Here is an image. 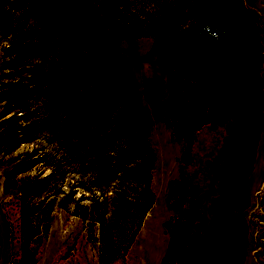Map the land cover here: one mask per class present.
<instances>
[{
    "label": "rangeland",
    "instance_id": "374dc122",
    "mask_svg": "<svg viewBox=\"0 0 264 264\" xmlns=\"http://www.w3.org/2000/svg\"><path fill=\"white\" fill-rule=\"evenodd\" d=\"M44 1L0 0V264H264V0Z\"/></svg>",
    "mask_w": 264,
    "mask_h": 264
},
{
    "label": "trees",
    "instance_id": "16d2710c",
    "mask_svg": "<svg viewBox=\"0 0 264 264\" xmlns=\"http://www.w3.org/2000/svg\"><path fill=\"white\" fill-rule=\"evenodd\" d=\"M41 5L42 7L44 8V10H46V12H49V6L47 4L46 1L44 0H37ZM238 11L241 13L242 9H241V6L238 8ZM65 26L69 27V24L68 23H65ZM214 32H217L218 34H220L223 38H226V34L223 33V30L219 29V31L216 29H213ZM74 61H76L74 59ZM68 75L66 76V81L65 83L62 85V87H60L59 89L56 88L54 89V93H53V96H52V100L54 101V104H55V112H54V115L55 117H58L59 113L61 112L62 109H59L58 108V104L60 106H62L61 108H64L63 110L66 109V105L69 104L70 102H73L74 97L73 95L75 94V92H72V86L73 85V81H74V77L73 75L69 72L67 73ZM69 85V87H68ZM71 86V87H70ZM83 97L85 99V101L87 102L88 101V98H87V95L86 93L83 94ZM73 104V103H71ZM74 105V104H73ZM77 115V116H76ZM74 114L72 115V118H73V122H75L76 124V131H77V134L80 136L81 134H83L81 136L82 139H86V140H90L91 138V134L90 136H88V134L90 133V131H87L83 128L82 124H81V111L79 110L78 112H76L75 114V117H73Z\"/></svg>",
    "mask_w": 264,
    "mask_h": 264
}]
</instances>
